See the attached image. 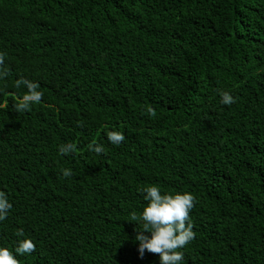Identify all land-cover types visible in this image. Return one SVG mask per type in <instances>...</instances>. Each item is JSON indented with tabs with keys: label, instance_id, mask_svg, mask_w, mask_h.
I'll use <instances>...</instances> for the list:
<instances>
[{
	"label": "trees",
	"instance_id": "trees-1",
	"mask_svg": "<svg viewBox=\"0 0 264 264\" xmlns=\"http://www.w3.org/2000/svg\"><path fill=\"white\" fill-rule=\"evenodd\" d=\"M0 53L19 264H161L135 240L153 183L196 197L181 264H264V0H0ZM23 79L43 95L18 111Z\"/></svg>",
	"mask_w": 264,
	"mask_h": 264
},
{
	"label": "clouds",
	"instance_id": "clouds-1",
	"mask_svg": "<svg viewBox=\"0 0 264 264\" xmlns=\"http://www.w3.org/2000/svg\"><path fill=\"white\" fill-rule=\"evenodd\" d=\"M4 54L0 53V65L3 64ZM7 75L5 71H0V79ZM23 84L27 89V94L15 105L16 109L27 110L32 103H37L42 98V91L38 82L27 79L17 80V86ZM221 102L231 104L234 97L228 91L220 93ZM107 139L112 144H119L124 140V135L118 130H109ZM97 153L103 151L102 145L94 144L90 146ZM72 145L65 143L58 146L60 153H67ZM64 176L71 175L70 170H64ZM144 207L140 213L142 226L138 227L135 240L139 242V253L144 251L159 254L161 264H181L184 259L182 249L194 238L193 224L190 219V211L194 207L196 197L190 191L163 192L158 184H150L141 189ZM12 207L8 194L0 190V221L5 220L8 210ZM135 221V218H133ZM150 232V235L147 234ZM14 248L0 244V264H19L17 254L32 253L36 248L34 241L30 237L23 236L22 230Z\"/></svg>",
	"mask_w": 264,
	"mask_h": 264
}]
</instances>
